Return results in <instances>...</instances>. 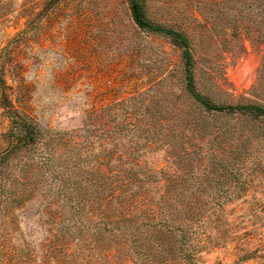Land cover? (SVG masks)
<instances>
[{
	"label": "rangeland",
	"instance_id": "374dc122",
	"mask_svg": "<svg viewBox=\"0 0 264 264\" xmlns=\"http://www.w3.org/2000/svg\"><path fill=\"white\" fill-rule=\"evenodd\" d=\"M143 1L153 23L189 38L203 97L264 108V0ZM186 85L183 50L139 28L130 0H0V94L42 133L49 127L64 137L12 160L6 195L22 179L26 157L56 165L73 135L89 134L99 151L122 136L146 167L165 169L191 189L202 183L188 195L219 202L207 226L222 238L198 245L195 264H264V120L206 111ZM143 121L165 130V143L146 147ZM9 130L0 107V153ZM33 180V196L21 206L0 204V264H61L54 224L61 202L50 177Z\"/></svg>",
	"mask_w": 264,
	"mask_h": 264
},
{
	"label": "trees",
	"instance_id": "16d2710c",
	"mask_svg": "<svg viewBox=\"0 0 264 264\" xmlns=\"http://www.w3.org/2000/svg\"><path fill=\"white\" fill-rule=\"evenodd\" d=\"M130 9L139 28L168 37L183 50L187 91L204 110L225 115L244 113L264 120L263 107L218 105L203 97L195 88L189 38L153 23L147 17L143 0H130ZM0 107L10 121L7 145L0 153V204L14 201L21 206L35 190L27 183L37 175L45 181L50 177L54 194L61 202L56 205L59 215L54 223L64 251L61 264H195L198 245L206 240H221L222 234L213 238L207 226L215 219L214 207L219 202L188 195L201 191L205 185L191 189L165 169H149L143 164L139 148L125 147L122 136L116 144L110 138L111 143L106 140L98 145L99 151L89 134L82 139L73 135L69 155L56 165L53 158L43 163L26 157L20 171L22 179H17L6 195L4 187L9 183L12 160L25 157L43 140L64 142V137L53 136L49 127L43 136L33 119L16 109L4 93L0 94ZM141 127L142 139L150 150L158 142L165 143V130L154 131L153 121H143ZM109 144L110 149L106 148ZM52 169L58 172L52 174ZM179 174L184 175L185 171ZM212 209L215 211L209 212Z\"/></svg>",
	"mask_w": 264,
	"mask_h": 264
}]
</instances>
